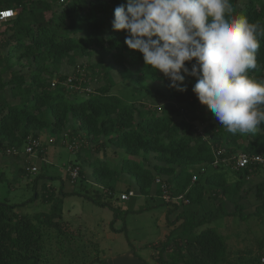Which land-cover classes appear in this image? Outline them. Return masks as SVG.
Listing matches in <instances>:
<instances>
[{
    "label": "trees",
    "instance_id": "16d2710c",
    "mask_svg": "<svg viewBox=\"0 0 264 264\" xmlns=\"http://www.w3.org/2000/svg\"><path fill=\"white\" fill-rule=\"evenodd\" d=\"M127 2L0 0V11L15 12L0 21V153H21L29 137L40 139L46 131L59 137L72 124L69 141L81 144L78 155L84 140L93 145L84 164L71 165L79 168L78 178L86 179L84 168L89 166L95 183L109 196L127 177L144 196L163 197L166 187L170 200H163L172 230L153 247L158 264H261L262 241L256 251L233 260L226 238L211 225L228 217L264 219V165L234 170L229 162L239 153L264 157V122L255 135L232 134L198 101L192 91L195 77H184V92L170 88L162 73L145 65L142 54L128 49L127 33L112 29L114 9ZM230 2L234 16L264 26V0ZM257 55L260 69L250 70V75L264 78V38ZM106 59L121 71L127 70V63L136 66L134 73H126L129 83L123 91H135L146 103L126 102L112 93L121 83L109 79ZM79 60L88 63L78 65ZM195 63L186 62L189 71ZM63 66L73 70L72 79L61 73ZM109 147L120 160L115 167L106 160ZM222 167L233 171L234 182L227 180L226 171H218ZM210 168L214 171L209 173ZM252 177L259 179L254 186ZM252 190L259 205L245 215L243 200ZM51 201V195L43 193V202ZM60 202L51 212L32 216L0 203V264L48 263L47 240L54 238L61 247L72 243L75 233L63 220ZM99 205L110 207L116 217L120 213L107 203Z\"/></svg>",
    "mask_w": 264,
    "mask_h": 264
},
{
    "label": "rangeland",
    "instance_id": "374dc122",
    "mask_svg": "<svg viewBox=\"0 0 264 264\" xmlns=\"http://www.w3.org/2000/svg\"><path fill=\"white\" fill-rule=\"evenodd\" d=\"M82 63L86 64L88 60L77 62L78 65ZM105 63L109 66L111 82L121 83L116 89H112V93L126 102L146 103L139 99L142 96L135 91H123L128 85L126 83H129L126 73L137 70L134 64L127 63V70L121 71L111 60L106 59ZM61 73L69 79L74 76L73 70L65 66L61 68ZM7 95L10 99L9 93ZM149 104L156 105L155 102ZM71 130L72 124L59 137L48 131L41 134V148L34 155L17 157L8 151L0 153V203L14 205L19 214L32 216L40 212H51L52 206L61 200L63 220L69 223L75 234L72 236V243L65 247L58 246L53 237L52 240H47L45 246L48 250V263L41 264H158L157 250H153V247L163 242L172 230L166 220L167 207L163 197L141 195L135 180L129 177L125 183H119L115 193L109 196L95 183L87 165L84 168L86 179L77 178L73 181L69 168L72 164H84V158L93 145L84 140L81 157L78 155L81 144L78 150H69L67 143ZM114 152L115 148L109 147L106 155V160L112 167L117 166L120 161L115 160ZM151 163L154 164L155 161L152 159ZM32 167H36L37 171L23 176L22 171ZM212 171V168L208 170L209 173ZM218 171H226V178L230 183L236 180L229 168L222 167ZM258 181V178L252 177L250 184L254 186ZM127 188L135 195L124 201L122 194ZM249 188L248 184L246 189ZM46 191L52 197L51 202H43V193ZM245 196L244 214H252L259 205L255 199V191L252 190ZM100 202L117 208L120 213L116 217L110 207L101 206ZM217 203L215 202L216 206ZM211 226L216 227L226 238L233 260L251 250L256 251L259 241L264 243V219L251 217L244 222L237 217H228Z\"/></svg>",
    "mask_w": 264,
    "mask_h": 264
},
{
    "label": "clouds",
    "instance_id": "9594fccd",
    "mask_svg": "<svg viewBox=\"0 0 264 264\" xmlns=\"http://www.w3.org/2000/svg\"><path fill=\"white\" fill-rule=\"evenodd\" d=\"M235 12L230 0H128L114 9L111 24L127 33L128 49L142 54L170 88L184 92V77H195L192 91L220 127L255 135L264 122V78L250 70L260 69L264 26ZM14 15L13 9L2 10L0 20ZM191 61L196 63L189 71Z\"/></svg>",
    "mask_w": 264,
    "mask_h": 264
},
{
    "label": "built area",
    "instance_id": "2783aa9c",
    "mask_svg": "<svg viewBox=\"0 0 264 264\" xmlns=\"http://www.w3.org/2000/svg\"><path fill=\"white\" fill-rule=\"evenodd\" d=\"M0 21H5V20H0ZM71 81V80H69ZM69 150L71 151H75L78 150L80 148V143L78 141H73V142H68L67 143ZM41 148V142L40 139L35 138V137H29L28 138V142L26 143V147L24 149L23 152L19 153L17 150H13V151H8L9 154H12L14 156L16 155H24V156H29V155H34L37 153V151ZM225 160H223L224 162ZM230 163H232V168L234 170H240V169H244L249 165H256V164H264V157L261 155H248L245 153H239L238 155L232 157L229 160ZM218 163V160L216 161V164ZM31 172H36L37 168L36 167H32L31 169H28ZM69 174L70 177L73 181H75L78 176H79V168H69ZM194 181L196 180V178L193 179ZM162 179H158L157 183H161ZM163 190H164V196L163 199L166 201L170 200L169 194L166 191V187L163 185L162 186ZM135 193L133 191H130L128 193H123L122 194V200L124 201H128L130 197L134 196ZM179 200L182 199V197L178 198Z\"/></svg>",
    "mask_w": 264,
    "mask_h": 264
}]
</instances>
